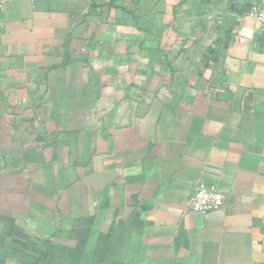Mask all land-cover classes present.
Wrapping results in <instances>:
<instances>
[{
  "label": "crops",
  "instance_id": "0c3cea01",
  "mask_svg": "<svg viewBox=\"0 0 264 264\" xmlns=\"http://www.w3.org/2000/svg\"><path fill=\"white\" fill-rule=\"evenodd\" d=\"M1 1L0 264H264V0Z\"/></svg>",
  "mask_w": 264,
  "mask_h": 264
},
{
  "label": "built area",
  "instance_id": "2783aa9c",
  "mask_svg": "<svg viewBox=\"0 0 264 264\" xmlns=\"http://www.w3.org/2000/svg\"><path fill=\"white\" fill-rule=\"evenodd\" d=\"M4 10V2L0 0V12ZM250 13L264 32V3L252 4ZM227 195L215 182L198 180L189 198L191 210L204 214L220 210L225 207Z\"/></svg>",
  "mask_w": 264,
  "mask_h": 264
},
{
  "label": "water",
  "instance_id": "95a60500",
  "mask_svg": "<svg viewBox=\"0 0 264 264\" xmlns=\"http://www.w3.org/2000/svg\"><path fill=\"white\" fill-rule=\"evenodd\" d=\"M248 8V11L250 12V10H251V7H252V4H249L248 6H247Z\"/></svg>",
  "mask_w": 264,
  "mask_h": 264
}]
</instances>
